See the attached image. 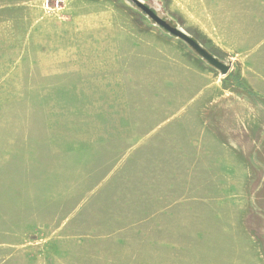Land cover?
I'll return each mask as SVG.
<instances>
[{
  "label": "rangeland",
  "instance_id": "1",
  "mask_svg": "<svg viewBox=\"0 0 264 264\" xmlns=\"http://www.w3.org/2000/svg\"><path fill=\"white\" fill-rule=\"evenodd\" d=\"M0 0V264H264V0Z\"/></svg>",
  "mask_w": 264,
  "mask_h": 264
},
{
  "label": "water",
  "instance_id": "2",
  "mask_svg": "<svg viewBox=\"0 0 264 264\" xmlns=\"http://www.w3.org/2000/svg\"><path fill=\"white\" fill-rule=\"evenodd\" d=\"M150 17L156 25L166 29L170 34L182 39L206 62L220 70L221 74H227L231 69V62L228 63L212 54L201 42L195 39L188 31L178 24H172L168 19L156 13L144 0H132Z\"/></svg>",
  "mask_w": 264,
  "mask_h": 264
},
{
  "label": "built area",
  "instance_id": "3",
  "mask_svg": "<svg viewBox=\"0 0 264 264\" xmlns=\"http://www.w3.org/2000/svg\"><path fill=\"white\" fill-rule=\"evenodd\" d=\"M46 6L49 7V6H52L51 3H50V0H46ZM60 4L59 0L56 1L55 5H53L54 7H58Z\"/></svg>",
  "mask_w": 264,
  "mask_h": 264
},
{
  "label": "flooded vegetation",
  "instance_id": "4",
  "mask_svg": "<svg viewBox=\"0 0 264 264\" xmlns=\"http://www.w3.org/2000/svg\"><path fill=\"white\" fill-rule=\"evenodd\" d=\"M147 4V3H146ZM148 5V4H147ZM151 7V6H150ZM152 8V7H151ZM156 13H158V11H156L154 8H152Z\"/></svg>",
  "mask_w": 264,
  "mask_h": 264
}]
</instances>
